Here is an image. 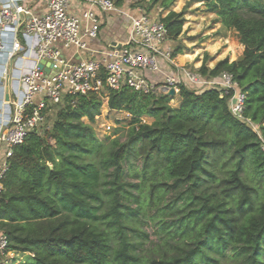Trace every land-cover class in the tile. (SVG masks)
Segmentation results:
<instances>
[{"label":"trees","instance_id":"obj_1","mask_svg":"<svg viewBox=\"0 0 264 264\" xmlns=\"http://www.w3.org/2000/svg\"><path fill=\"white\" fill-rule=\"evenodd\" d=\"M201 1L224 29L236 32L244 52L214 68L205 60L197 72L216 81L225 72L233 76L245 95L241 117L231 110L235 92L222 97L217 86L182 84L179 108L167 95L122 88L110 91L108 108L131 116L127 139L105 146L92 126L104 99L67 96L47 132H32L15 147L3 181L0 225L11 249L34 255L24 264H143L131 234L142 239L145 233L129 221L139 213L123 203L141 187L125 180L124 163L135 151L142 185L149 183L159 200L152 203L163 200L156 191L170 190L175 199L162 209L186 201L188 208L176 213L182 217L164 227L184 229L193 244L180 245V235L174 255L149 264H264V3ZM173 2L137 0L133 6L149 12L147 3L168 9ZM161 20L169 41L177 42L184 13L171 11ZM185 48L175 47L174 57Z\"/></svg>","mask_w":264,"mask_h":264},{"label":"built area","instance_id":"obj_2","mask_svg":"<svg viewBox=\"0 0 264 264\" xmlns=\"http://www.w3.org/2000/svg\"><path fill=\"white\" fill-rule=\"evenodd\" d=\"M110 14L130 19L120 47L100 45L103 18ZM128 14L116 0H0V199L15 147L32 132H47L49 113L67 96L106 99L110 91L129 88L172 99L169 91L179 95L188 82L203 90L220 87L222 97L234 91L231 110L241 117L245 95L230 73L215 82L179 67L161 17L151 18L140 5L135 16ZM111 130L103 124L104 133ZM21 254L0 225V264L16 263Z\"/></svg>","mask_w":264,"mask_h":264},{"label":"rangeland","instance_id":"obj_3","mask_svg":"<svg viewBox=\"0 0 264 264\" xmlns=\"http://www.w3.org/2000/svg\"><path fill=\"white\" fill-rule=\"evenodd\" d=\"M252 1L264 3V0ZM134 2L135 0H125L124 4L133 8L132 6ZM147 5L151 18L167 16L171 11L184 13L186 23L183 28V33L177 42L169 41V45L173 50L180 44H183L186 47L183 56L186 59L191 60L184 66L187 71L192 73L195 70L197 71L205 63V60H207V66L212 68L213 64L225 59L234 62L231 61L233 59V54L238 59L243 55L244 46L240 44L238 35H236L234 31H225V29L219 26L220 23L216 22V18L218 17H216L217 14L215 13V15L208 12L206 2H202L201 0H174L173 4L168 9H163L160 5L151 6L149 3H147ZM145 7L147 6L145 5ZM118 20V25H122L121 21L123 22V20L121 18ZM232 47L233 50L231 49ZM188 54L196 55L193 58H187L186 55ZM211 81L220 82L214 79H211ZM181 101L180 95H176L170 100L169 105L173 108H179ZM118 115L119 114H114L111 117L102 116L92 124L98 138L105 142V146H109L114 139H119L121 142H125L127 139L126 135L129 130L131 116L125 117L124 115ZM54 118V110H52L48 116L50 124ZM144 120L149 124L153 122V119L151 118H144ZM85 122L89 123L86 119ZM103 124L111 125L112 130L110 133H104ZM52 144L54 145L55 142L52 141ZM136 154L137 151L132 152L129 159L124 163L125 180L131 183H139L141 187L138 190L131 189L134 196L127 199L125 198L123 203L133 210H138L139 214L134 218V221L132 222L130 219L129 221L132 224H136L137 226L135 227L144 232L145 235L142 236L141 239L140 237L135 236L136 234H131V239L137 246V252L142 259L143 264H149L153 260L161 259L163 256L174 255L177 251L176 246L179 243L180 235L183 236V240L179 243L180 245L193 244L190 240L189 233H186L184 229L177 231L173 226L170 228L164 227L166 222L171 224L173 221L176 222L182 217V215L176 213L178 209L188 208L187 206H184L186 201L178 199L175 204H171V209H162L175 199L176 192L170 190L164 194L156 191L155 194L159 193L158 196L164 195L160 198V200H163L156 204L152 203L159 200L158 197L152 193L149 183H145L144 186L142 185V179L139 176L142 169V159ZM252 183L256 185L258 182L257 180L252 179ZM153 196L156 198L152 200ZM138 199L140 200V203H138ZM103 210H106V208ZM131 223L129 224L133 227ZM146 234H148V236ZM25 262H27V255L23 254L22 259L13 264H24ZM224 262L225 264L233 263L222 260V263Z\"/></svg>","mask_w":264,"mask_h":264},{"label":"crops","instance_id":"obj_4","mask_svg":"<svg viewBox=\"0 0 264 264\" xmlns=\"http://www.w3.org/2000/svg\"><path fill=\"white\" fill-rule=\"evenodd\" d=\"M137 6H132L133 8H130L126 4H123L121 7H123V9L127 13H129L130 16H135ZM212 14H215V13H212ZM157 17L160 18V17H165V16H157ZM216 17H217V15H216ZM119 18H121L123 20V22L121 21L122 25H118V23H119L118 19ZM216 19L218 20V17ZM217 20H216V22L220 23L219 26L223 28L222 23L220 21H217ZM103 23H104L103 24V31H102L101 36H100V45H102L103 47H108L110 45H114V46L117 45L118 47H120L122 44H124V42H126L128 36H129V29H130V19L128 17H126L124 15H119V14H110V15H107L103 18ZM222 28H220V29H222ZM225 31H227V29H225ZM231 31L232 30H230V32ZM231 49L233 50V47ZM243 50H244V47H243ZM237 59L238 58L235 57L231 61H235ZM175 60H176V63L179 67H184L185 65H187L188 61H191L189 59H186L183 56V54L178 55L175 58ZM217 63H215V64L217 65ZM215 64H213L212 68H214L216 66ZM182 78H183V80H185L184 76H182ZM101 111L103 112V116H110L111 117L114 114H119L118 116L124 115L125 117H129V114L126 112L110 110L108 108V98L104 99V104H103ZM27 255L34 256L33 254L32 255L27 254Z\"/></svg>","mask_w":264,"mask_h":264},{"label":"water","instance_id":"obj_5","mask_svg":"<svg viewBox=\"0 0 264 264\" xmlns=\"http://www.w3.org/2000/svg\"><path fill=\"white\" fill-rule=\"evenodd\" d=\"M44 65V61L41 62L40 64V68H42ZM47 73L49 72L48 69L45 70ZM168 95H171L172 97L176 96V90L175 89H171L168 93Z\"/></svg>","mask_w":264,"mask_h":264}]
</instances>
